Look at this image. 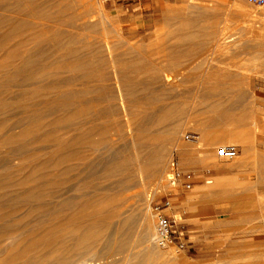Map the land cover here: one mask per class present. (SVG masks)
<instances>
[{
    "label": "bare ground",
    "instance_id": "6f19581e",
    "mask_svg": "<svg viewBox=\"0 0 264 264\" xmlns=\"http://www.w3.org/2000/svg\"><path fill=\"white\" fill-rule=\"evenodd\" d=\"M86 1L0 0V157L13 165L0 175V264H70L73 257L87 255L70 251L73 243L81 249L102 237L107 246L119 240L123 249L125 202L116 194L95 190L90 195L85 189L96 179L100 184L115 177L117 188L128 192L140 186L137 196L143 197V188L166 173L169 145H182V129L171 131L169 124L184 111L175 104L190 90L171 97L172 87L161 83L166 70L149 53L116 52L107 42L110 57L101 58L88 40L93 23L85 19L97 4ZM78 21L85 26L76 28ZM107 63L116 67L109 70ZM19 78L37 83L14 90ZM231 87L200 84L195 94L212 101ZM236 101L217 99L212 103L230 105L224 109L216 103L199 114L230 115L240 109L232 105ZM119 140L127 147L116 148ZM96 165L101 168L93 171ZM70 191L75 196L65 197ZM147 207L140 214L142 237L154 241ZM30 220L39 221L22 227ZM112 227L118 228L103 235Z\"/></svg>",
    "mask_w": 264,
    "mask_h": 264
},
{
    "label": "rangeland",
    "instance_id": "374dc122",
    "mask_svg": "<svg viewBox=\"0 0 264 264\" xmlns=\"http://www.w3.org/2000/svg\"><path fill=\"white\" fill-rule=\"evenodd\" d=\"M92 1L97 5L93 14L85 17L93 23L87 34H90L88 40L93 50L100 52L101 58L108 60L110 57L111 48H105L107 42L116 52L133 50L149 53L153 63L160 61L159 64L165 68L162 76L168 78L161 83L172 87L171 97L181 91L190 92L185 93L180 104H175L181 105L184 111L176 112L175 120L169 124L171 131V128L175 131L182 129L179 142L182 145L175 149L174 145H169L166 173L143 188V197L137 196L142 190L140 186L128 192L117 188L119 180L115 177L102 181L103 185L96 179L90 188L85 189L90 195L98 190L123 199L122 208L126 212L123 217L128 218L124 227L125 237L128 236L125 247L119 248V240H113L107 246L103 237L84 249L73 243L68 248L70 251L75 254L86 251L87 255L84 258L73 257L70 264H264V4L256 5L248 0L86 2ZM84 26L82 21H78L75 27ZM162 51L164 55L160 53ZM105 67L112 70L116 65L111 63L110 67L107 63ZM28 83L36 84L37 81L25 82L19 78L12 86L14 90L23 89ZM211 83L232 85L228 95L220 93V90L212 101L237 100L232 105L240 109L221 117L215 114L211 117L209 112L199 114V111L217 103L204 101L195 94L200 84ZM229 105L217 103L218 108L225 109ZM240 114L242 116L239 117ZM122 117L125 121L126 117L123 114ZM221 126L239 127L242 134H211L203 141L201 136L204 132L201 133L200 128ZM189 134H195L197 138L189 141L186 139ZM113 138L117 139L116 136ZM127 145L123 140L115 144L118 149ZM222 145L237 147V157L232 160L217 155L211 160L206 157L209 148L216 153ZM30 149L34 151L35 145ZM198 152L200 166L196 167L193 157ZM4 160L0 157L1 176L13 168L9 161ZM96 166L95 170H90H100L101 166ZM176 167L193 173L191 189H185L183 181L174 185ZM67 185L71 189L72 184ZM74 194L70 191L64 196L69 198ZM4 197L11 198L8 194ZM166 198L172 204L170 215L187 231L189 247L186 250H178L173 245L162 248L155 244V240L151 241L152 238L146 240L142 237L140 218L144 204L148 205L147 215L153 221L152 237L155 238V219L150 208L153 203ZM206 206L213 208L210 214L199 212ZM180 210H185V218ZM195 212H199L197 218H200V223L215 227H194ZM38 221L30 220L29 226L22 227H34ZM119 222L116 221V225ZM116 228L103 231V235L115 232ZM111 250H114L112 255L100 257ZM93 253H99V256L93 258Z\"/></svg>",
    "mask_w": 264,
    "mask_h": 264
},
{
    "label": "built area",
    "instance_id": "2783aa9c",
    "mask_svg": "<svg viewBox=\"0 0 264 264\" xmlns=\"http://www.w3.org/2000/svg\"><path fill=\"white\" fill-rule=\"evenodd\" d=\"M122 2H128L131 0H120ZM250 3L256 5H263L264 0H248ZM195 134H189L186 139L194 141L196 139ZM238 155V149L232 145H222L217 149V156L223 159L232 160ZM183 181L182 186L185 189L192 188L193 173L190 171L181 170L176 167L174 173V185ZM172 208V204L169 199L164 201L155 202L151 205V212L155 219V244L159 247L165 248L168 246H176L178 250H186L189 247L187 242V231L182 223L176 221L169 211Z\"/></svg>",
    "mask_w": 264,
    "mask_h": 264
},
{
    "label": "crops",
    "instance_id": "0c3cea01",
    "mask_svg": "<svg viewBox=\"0 0 264 264\" xmlns=\"http://www.w3.org/2000/svg\"><path fill=\"white\" fill-rule=\"evenodd\" d=\"M263 39H264V37H262ZM251 49H252V47H251ZM219 72V71H218ZM200 129H202V131L204 132V133H206V134H219V133H222V134H226V135H238V134H242V132L241 131H239L241 128H239V127H234V128H232V127H224V126H221V127H211V128H205V127H202V128H200ZM205 130V131H204ZM199 134H200V132H199ZM201 135V134H200ZM215 155H217V150H216V153H215V150L213 149V148H209L207 151H206V157L208 158V159H213L214 157H215ZM194 161H195V165H196V167H199L200 166V164H199V159H200V155H199V152L198 153H196L195 155H194ZM201 178V176H199V178L198 179H200ZM200 181V180H199ZM201 186V185H200ZM201 189V188H200ZM197 190H199V189H197ZM197 190L195 191V192H197ZM181 198H184V197H181ZM176 200L177 199H179V198H175ZM213 210V208L211 207V206H206L205 208H203L201 211H199V212H201V213H203V214H210V212ZM199 212H195L196 214L194 215L195 217V225H194V227H215V225H210V224H208V223H200V218L198 217L197 218V213H199ZM180 213H182L183 214V217L185 218V210H180ZM199 236V235H198Z\"/></svg>",
    "mask_w": 264,
    "mask_h": 264
}]
</instances>
